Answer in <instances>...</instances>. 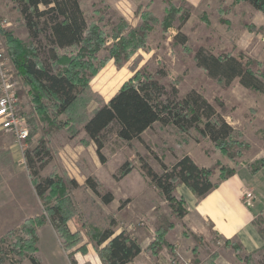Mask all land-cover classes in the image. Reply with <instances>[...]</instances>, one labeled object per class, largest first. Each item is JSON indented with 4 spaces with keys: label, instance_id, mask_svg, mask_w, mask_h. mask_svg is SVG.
<instances>
[{
    "label": "trees",
    "instance_id": "trees-1",
    "mask_svg": "<svg viewBox=\"0 0 264 264\" xmlns=\"http://www.w3.org/2000/svg\"><path fill=\"white\" fill-rule=\"evenodd\" d=\"M164 2L167 4L166 13L169 16L164 24L169 28L171 20L182 10L173 7L172 0ZM240 3H247L264 15V0H234L227 11L233 10ZM146 7L138 6L137 16L140 21L137 27L132 28L125 36L123 30L127 25L122 22L113 35L114 42L108 45L99 28L88 24L78 0H10L7 12L9 15L19 16L17 21L26 29L29 43L25 44L16 37L12 29L0 27V33L15 71L28 86L25 94L32 109L28 119L29 127L36 121L34 116L37 115L48 121L49 126L44 133L52 135L55 130L51 126L57 124V131L60 130V118L63 116V124L70 136L76 137L79 134L76 127L80 126V131L94 144L102 163L106 162L103 151L111 140L127 144L135 140L140 141L142 135L156 123L174 126L183 133L195 129L231 162L236 163V158L242 155L243 145L234 138L235 129L197 91L192 90L183 96L176 86L166 84L163 69L149 71L144 68L136 71L133 68L134 75L131 79L124 83L107 103L104 102L89 112L92 101L99 97L91 88L92 80L110 61H114L118 68L127 65L139 50L145 48L149 32L160 24ZM181 18L188 21L190 15L181 13ZM181 29L182 26H178L174 43L185 46L189 38L181 33ZM70 49L76 51L60 55V51ZM194 58L210 78L224 86L228 87L238 80L243 87L264 93V79L240 57L226 53L216 56L198 48ZM135 61V64L139 63V60ZM23 154L28 175L43 206V212L24 222L23 232L27 237H17L11 244L9 254L28 259L31 264H41L36 257L40 242L39 228L49 223L53 226L64 251L78 248L84 253L86 249L78 247L81 242L80 234L72 232L69 228L73 215L71 191L79 187L78 182L75 179L64 180L56 173L41 175V170L52 158L45 140L39 141L36 147L27 149ZM141 167L145 176L161 192L171 208L170 213H162L154 225L155 237L148 247L154 257L163 250L171 256H176L174 245L168 241V237L175 234V228L184 223L188 213L186 199L179 196L178 188L186 186L200 200L218 188L222 181L234 176L239 168L219 167L220 177L214 182L213 178L217 172L212 168L199 166L189 155L178 159L172 167L161 162L162 174H158L147 162H143ZM263 167L264 158L247 165L252 173L259 172ZM131 171L130 165L122 166L120 177L129 175ZM1 182L0 175V184ZM86 184L100 196L98 185L93 178H88ZM100 198L106 205L114 200L111 193ZM263 223L262 215L254 220L264 239ZM90 236L102 264H130L143 250L138 241L125 230L116 234L112 228H94ZM183 236L192 238L195 243L192 263L204 264L200 258V248L206 246V239L190 231L185 232ZM0 243H5V238H1ZM211 243L215 250H207L210 256L209 264H214L219 252L227 249L233 250L244 264L253 260L254 255H246L242 243L237 239H214L212 236ZM261 254L263 255L260 264H264V246L255 253ZM1 264H4L3 259Z\"/></svg>",
    "mask_w": 264,
    "mask_h": 264
},
{
    "label": "rangeland",
    "instance_id": "rangeland-1",
    "mask_svg": "<svg viewBox=\"0 0 264 264\" xmlns=\"http://www.w3.org/2000/svg\"><path fill=\"white\" fill-rule=\"evenodd\" d=\"M78 1L88 24L99 28L108 45L114 42L113 35L122 22L127 25L123 30L125 36L132 28L137 27L140 21L137 9L140 5L147 6L148 8L145 9L160 23L149 32L145 48L139 50L127 65L118 68L114 61H110L92 80L91 88L99 97L92 101L89 112L102 103H107L134 75L133 68L136 71L144 68H148L149 71L163 69L166 84L176 86L183 96L192 90L200 93L235 129L234 138L243 145L241 157L236 158V163H233L197 130L191 129L183 133L174 126L156 123L142 135L140 141L135 140L127 144L111 140L103 151L106 162L102 163L96 154L94 144L84 132L80 131V126L76 127L79 129V134L72 138L61 116V129L57 131V124L52 125L55 133L50 135L44 133L49 126L48 121L35 115L36 121L30 124L29 140L23 143V153L27 149L36 147L39 141L45 140L52 158L41 170V175L56 173L64 180L75 179L79 184L77 189L71 191L73 215L69 221V228L72 232L80 234L81 242L78 247H84L86 251L83 253L78 248L64 251L68 262L78 264L77 257L81 263L87 261L89 264L88 261L96 259L102 264L91 242L90 233L94 228L101 230L112 228L116 234L125 230L145 251L150 239L155 237L154 225L157 219L162 213L169 214L171 211L161 192L145 176L141 167L143 162H147L158 174H162L161 162L172 167L178 159L189 155L199 166L215 170L217 174L213 181L216 182L220 177L219 167L234 169L236 166L252 163V159L258 155L264 156V93L249 90L238 80L228 87L224 86L210 78L197 65L194 58L198 48L216 56L222 53L237 56L264 79V15L243 3L227 11L234 0H212L205 2L199 8L189 6L184 0H172L173 7L182 11L176 14L174 20H171V26L166 28L164 23L169 16L166 13L167 4L164 0ZM181 13H189V20L183 21ZM18 17L11 15L10 19L7 18L13 23L8 28L12 29L16 37L28 44L27 31L17 21ZM180 25L181 33L189 38L185 46L174 43ZM1 28L5 29L6 26ZM75 51L63 50L60 51V55ZM5 52L8 57L7 50ZM135 60H139V63L135 64L137 62ZM20 79L21 108L28 120L32 111L30 100L25 94L28 86L21 77ZM126 164L132 167V171L129 175L120 177V169ZM22 167L25 170L18 174V181H14L17 183L16 186L13 182L11 185L0 186V239L5 238V243H0V264L2 259L4 264H31L28 259L9 254L11 244L17 237L26 238L23 232L24 222L43 212V206L33 189L28 169L25 164ZM88 178L95 180L100 196L87 186ZM14 190L18 191V199L14 197L2 199L5 193H13ZM108 193L113 195L114 200L106 205L100 197ZM262 217L264 220V215ZM44 227L39 228V232L41 229L43 232L38 245L40 251L36 253V257L41 264H65V259L61 256L63 253L61 243L52 234L56 235L53 226L49 223ZM186 228L188 227L179 225L175 236L170 238L177 251V258L167 260L165 263L192 264L191 251L194 243L191 239L183 237ZM9 233L12 235L9 236ZM200 249V258L204 264H209L210 256L207 250L214 251L215 248L207 242L206 246ZM262 255H256L252 264H260Z\"/></svg>",
    "mask_w": 264,
    "mask_h": 264
},
{
    "label": "crops",
    "instance_id": "crops-1",
    "mask_svg": "<svg viewBox=\"0 0 264 264\" xmlns=\"http://www.w3.org/2000/svg\"><path fill=\"white\" fill-rule=\"evenodd\" d=\"M184 1L193 8H199L204 5L205 2L212 0ZM8 2H10V0H0V16L2 17L0 22L6 20L7 18L10 19L11 15L8 14L6 7ZM243 4L251 7L247 3ZM7 23L8 26H6V28L11 27L13 24L10 20H7ZM258 156L252 160L254 161L264 158V156ZM24 161L23 148L21 145L16 142L12 135L0 132V175L2 177L0 186L4 184L11 185L12 182L14 183V181H18V174L25 170V168L22 167ZM14 185L16 186L17 183H14ZM246 190L253 192L256 197L255 201L250 206H247L242 198L243 193ZM15 193L16 196H14ZM7 194L8 193H5L2 199H10L12 197L18 199L17 190H14L13 193ZM178 194L179 196H183L186 199L188 208V213L184 219V223L181 225L183 227H188L183 232V235L185 232L190 231L199 236H203L206 239V242L210 243L212 236H214V239H237L242 243L244 247V253L246 255H254L253 259H256L255 253L260 251L264 246V239L254 224V220L257 217L264 215V167L259 172L252 173L247 168V165L243 164L237 169L234 176L222 181L218 188L200 200L197 199V197L189 190V188L184 185L178 188ZM177 227L175 228V232ZM42 232L43 231L41 229L39 232L40 237ZM52 234L55 238H58L54 233ZM173 236H175V234ZM173 236L168 237V241L171 244L173 243L170 241V238ZM186 239H191L194 243L192 238ZM152 240L153 237L146 246L147 250H142L141 254L137 256L130 264H168L165 263L167 260H174L177 258V255L171 256L166 250H163L157 257H154L153 254L148 250V246ZM211 244L213 245V243ZM221 244L222 242H220V245ZM194 248L195 243L193 249ZM193 249L191 251V261H193ZM61 250L63 252L61 253V256H63L65 259V264H69L67 254L63 249ZM39 251L40 250L38 247V253ZM87 252H89V249H87ZM76 261L78 264H87V261H84L83 263L79 262L77 257ZM88 262L89 264H99V261L96 259ZM252 262L254 261H250V264H252ZM214 264L244 263L238 259L233 250L227 249L219 252V256L214 260Z\"/></svg>",
    "mask_w": 264,
    "mask_h": 264
},
{
    "label": "built area",
    "instance_id": "built-area-1",
    "mask_svg": "<svg viewBox=\"0 0 264 264\" xmlns=\"http://www.w3.org/2000/svg\"><path fill=\"white\" fill-rule=\"evenodd\" d=\"M5 26H8L7 19L0 22V27ZM21 85V79L6 55L0 33V132L12 135L23 148L24 141L29 137L30 127L21 108ZM242 198L244 203L250 206L256 197L253 192L246 190Z\"/></svg>",
    "mask_w": 264,
    "mask_h": 264
}]
</instances>
